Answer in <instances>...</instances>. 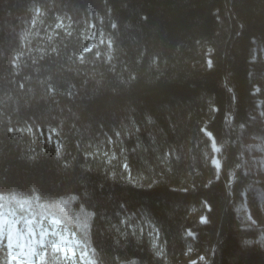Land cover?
<instances>
[{
	"label": "trees",
	"instance_id": "obj_1",
	"mask_svg": "<svg viewBox=\"0 0 264 264\" xmlns=\"http://www.w3.org/2000/svg\"><path fill=\"white\" fill-rule=\"evenodd\" d=\"M262 50L264 0H0V194L43 202L96 264H264L238 209Z\"/></svg>",
	"mask_w": 264,
	"mask_h": 264
},
{
	"label": "rangeland",
	"instance_id": "obj_2",
	"mask_svg": "<svg viewBox=\"0 0 264 264\" xmlns=\"http://www.w3.org/2000/svg\"><path fill=\"white\" fill-rule=\"evenodd\" d=\"M86 36L89 41L90 47H99L109 43V39L106 37L105 30L100 23H92L86 31ZM262 57L264 59V50H262ZM255 92L258 94L257 107L253 111V115L257 121L264 127V72L256 76ZM243 142V164L247 172L250 173L252 181L244 192V197L238 205V209L242 218H246L245 225L254 226L258 229L259 237L256 241L264 248V138L260 135L249 134L241 137ZM207 159L216 167V170L220 166V160L217 155V147L212 141L211 146L206 148ZM10 205L14 206L12 198L6 199ZM34 209H40L43 207V211L50 217L60 219L58 216L52 214L43 202L35 200L30 203ZM200 214L204 219V215L201 214V206H195L192 209V215ZM61 220V219H60ZM62 221V220H61ZM50 231L52 226L49 225ZM61 235H67L68 243L63 245V251L58 250L69 264H96V259L92 248L77 232L70 229L68 224L62 221V224L58 228ZM151 232V231H150ZM151 236L157 243L158 234L152 227ZM39 239V237H37ZM49 239L57 240L59 237L49 236ZM53 249L51 244H46ZM70 249V251H69ZM39 250V246H38ZM45 250V249H44ZM206 253L195 250H187L183 255L177 257V259H169V264H192L198 260L204 258ZM36 258L34 257V261ZM13 264H16L13 261Z\"/></svg>",
	"mask_w": 264,
	"mask_h": 264
},
{
	"label": "clouds",
	"instance_id": "obj_3",
	"mask_svg": "<svg viewBox=\"0 0 264 264\" xmlns=\"http://www.w3.org/2000/svg\"><path fill=\"white\" fill-rule=\"evenodd\" d=\"M12 201L14 206L0 194V248H7L8 264L13 261L16 264H39L44 260L46 244H51L53 250L63 251L62 246L68 240L66 234L61 235L58 231L62 224L60 219L50 217L42 206L34 209L26 199L18 200L13 196ZM50 235L59 239H49Z\"/></svg>",
	"mask_w": 264,
	"mask_h": 264
}]
</instances>
